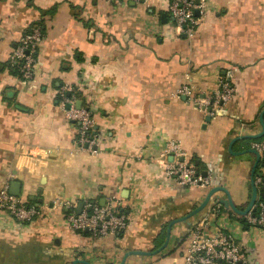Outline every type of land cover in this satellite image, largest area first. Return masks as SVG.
<instances>
[{
	"label": "crops",
	"instance_id": "obj_1",
	"mask_svg": "<svg viewBox=\"0 0 264 264\" xmlns=\"http://www.w3.org/2000/svg\"><path fill=\"white\" fill-rule=\"evenodd\" d=\"M168 1L0 0V188L18 182V197L42 210L27 223L0 211V264H120L126 252L154 251L168 236L160 252L132 254L124 264H185L202 218L211 233H233L250 264H264V225L245 229L242 214L220 202L229 193L246 209L253 177L257 200L264 196V166H255L254 151L263 154L256 144L264 136L239 139L263 130L264 0H211L191 34L175 29ZM37 21L44 36L34 75L23 80L8 62ZM222 79L235 94L208 113L199 100ZM187 82L198 101L173 95ZM66 85L82 91L93 114V150L77 144V125L57 101ZM171 140L210 176V186H183L166 175L174 157L163 152ZM216 186L228 193L215 192L192 215ZM115 197L131 214L123 232L98 237L70 229L68 205H105Z\"/></svg>",
	"mask_w": 264,
	"mask_h": 264
},
{
	"label": "built area",
	"instance_id": "obj_2",
	"mask_svg": "<svg viewBox=\"0 0 264 264\" xmlns=\"http://www.w3.org/2000/svg\"><path fill=\"white\" fill-rule=\"evenodd\" d=\"M211 0H169L168 10L178 31L188 34L193 33L201 22L208 16V5ZM197 11L199 14H197ZM43 39L40 26H35L25 32L14 49L10 59L13 64L22 61L21 71L23 78L29 80L34 75L38 56L37 50ZM79 88V87H78ZM74 87L66 85L61 91L59 105L66 112L71 121L78 123L79 137L77 144L81 148L93 150L98 145V136L95 130V119L91 110L83 104L77 107L78 97L66 96L65 92L72 91ZM235 94V87L226 79L220 81L219 87L199 100L200 106L208 113H213L218 107L230 101ZM173 95L198 101L194 86L190 83L181 84ZM256 147L264 152V141L257 143ZM173 155L174 159L165 163V173L174 178L183 186L208 187L212 183L210 176L203 175L197 170L194 163L186 159V152L178 141H169L163 155ZM222 204L217 202L211 207V213L217 215ZM77 205H68L67 222L71 230L76 232H89L93 236L117 235L129 225L130 212L126 210L124 199L115 197L105 205L88 202L81 212ZM258 207V214H254ZM0 211L8 212L20 222H30L42 214L38 204H28L17 195L9 191V185L0 188ZM251 226L264 225V201H256L251 210L246 214ZM210 225L207 218H202L194 227L187 252L185 264H250V259L245 250L237 243L233 233L216 227L214 232L209 231Z\"/></svg>",
	"mask_w": 264,
	"mask_h": 264
},
{
	"label": "water",
	"instance_id": "obj_3",
	"mask_svg": "<svg viewBox=\"0 0 264 264\" xmlns=\"http://www.w3.org/2000/svg\"><path fill=\"white\" fill-rule=\"evenodd\" d=\"M197 14H199L198 11H197ZM163 16H166V15L163 14ZM82 104H83V101L82 100H78L77 107L80 108L82 106ZM263 114H264V111H263V113H262V115L260 117V122L262 124L263 130L261 132L255 133V134L243 135V136L239 137V139H242V138L258 139V138H261V137L264 136V118H263ZM207 119H209V116L207 117ZM233 143H234V141H233ZM231 146H232V143H231ZM254 151H256V153L258 154L257 162L255 164V166H256L258 161H259V159H260V157H261V154L256 149H254ZM202 174L203 175H207L206 172H203ZM252 184H253V194H252L251 200H250V202H249V204H248L246 209L241 210L233 203V200L231 199V196L229 195V193L227 192V189H225V187L216 186V187H213L212 189L209 190V192L207 193L204 201L193 211L192 215H195V214L199 213L201 210H203L208 205L212 195L215 192L219 191V190H223V191H226V193H228V199H224V200L220 201L221 203H223V205L226 208H231L232 210H234L235 212H237L239 214L246 215L251 210V208L253 207V205L257 201V197H258V188L255 185L254 177H253V180H252ZM10 192L12 194H14V195H17V196L20 195V184L18 182H13L12 185H11ZM83 205H84L83 202L79 203V205L77 207V211L78 212L82 211ZM254 210H255V208H254ZM168 241H169V236L167 237V240L165 241V243L163 245H161L159 248H157L156 250H154V251H143V250H131V251H128V252L125 253V255H124L123 259H122V262L120 264H124L126 258L129 255H132V254H141V255L149 254V255H151L153 253H158V252H160L161 250H163L167 246ZM78 263L93 264V263H91V262H89L87 260H82V259H74L72 261V264H78Z\"/></svg>",
	"mask_w": 264,
	"mask_h": 264
},
{
	"label": "trees",
	"instance_id": "obj_4",
	"mask_svg": "<svg viewBox=\"0 0 264 264\" xmlns=\"http://www.w3.org/2000/svg\"><path fill=\"white\" fill-rule=\"evenodd\" d=\"M54 10H55V7H53L52 9H43L41 12L42 13H45V12H50V13H54ZM35 26H40L41 27V31L43 33V36H44V27H43V24H42V21H37V22H34L32 23V25L25 31V32H29L31 31V29ZM39 49V48H38ZM38 50H37V56H38ZM21 65H22V61L19 60L18 63H15L13 64L11 59H9V62H8V67L10 69V71L14 74V75H17L19 76L20 78H22L23 80H26L23 78V75H22V71H21ZM61 88V87H60ZM65 95L66 96H72V95H75L78 97V99L82 100V97H83V94H82V91L78 90L77 89V86H74V89L70 92L66 91L65 92ZM61 100V95L59 93L58 97H57V101L58 103L60 102ZM83 101V100H82ZM87 106V105H86ZM74 122V121H72ZM76 125H77V129H78V123L77 122H74ZM78 131V130H77ZM79 137V131L77 133V138ZM191 162V161H190ZM259 163H260V166L263 167L264 166V152L263 154L261 155L260 159H259ZM197 170L200 171L197 167ZM201 172V171H200ZM262 174V173H261ZM260 201H264V196H261L258 198L257 202L259 203ZM28 204H35L37 202H35V200H29L27 201ZM258 207L256 210H254V214L257 215L258 214ZM220 211V210H219ZM237 217L239 218V220L241 221V223L243 224V227L245 229H249L251 227V224L249 223L246 215H237ZM85 234H88V232H84Z\"/></svg>",
	"mask_w": 264,
	"mask_h": 264
},
{
	"label": "rangeland",
	"instance_id": "obj_5",
	"mask_svg": "<svg viewBox=\"0 0 264 264\" xmlns=\"http://www.w3.org/2000/svg\"><path fill=\"white\" fill-rule=\"evenodd\" d=\"M175 29L177 30V27H175Z\"/></svg>",
	"mask_w": 264,
	"mask_h": 264
}]
</instances>
